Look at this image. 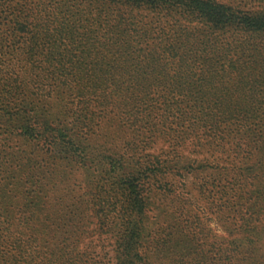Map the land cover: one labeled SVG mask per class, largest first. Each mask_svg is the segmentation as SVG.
<instances>
[{"label": "trees", "instance_id": "trees-1", "mask_svg": "<svg viewBox=\"0 0 264 264\" xmlns=\"http://www.w3.org/2000/svg\"><path fill=\"white\" fill-rule=\"evenodd\" d=\"M0 25V264H149L152 199L191 215L173 178L201 168L226 235L180 227L192 259L264 264V0H0Z\"/></svg>", "mask_w": 264, "mask_h": 264}, {"label": "rangeland", "instance_id": "rangeland-1", "mask_svg": "<svg viewBox=\"0 0 264 264\" xmlns=\"http://www.w3.org/2000/svg\"><path fill=\"white\" fill-rule=\"evenodd\" d=\"M5 28L6 27L0 25V29L4 30ZM125 130L126 131H123L119 135L120 139L117 142L118 146L127 148L128 150L126 149V151L128 152V155L131 156L139 153V156H142L145 159L156 158L161 161L174 158L187 160L192 158H201V156H204L201 154L196 155L191 152L194 148L192 145L195 142L192 139L188 140L186 144H183L176 141V139L168 136L165 137L161 132H156L153 139H148L144 134L143 138L134 142L131 139V129ZM2 132H4V130ZM213 154V156L218 155V157H221L222 160L227 155V153L219 155L217 151ZM229 154H231V156L233 155V153ZM229 159H231V157H229ZM214 164L215 162H210V166H213ZM210 170L211 168H201L195 171L192 170L193 172L191 171L188 173L185 170L181 176H175V178H173L174 180H177L175 183V191L183 194V197L187 198V201L191 205V215L183 213L179 216L178 213L175 214L173 210H170V215H168L165 213L166 200L164 196L159 193L152 199L153 203L151 204L150 209L147 212V217L144 221L147 231L144 234L145 238L142 242V245H144L146 250L145 252H149V264H213V254L206 251V246V257L201 263L198 262V259H192V257L196 255V252H190V250L194 249L195 245H200V241H197L196 243L189 242L187 240L185 241V238L179 234L180 227L188 226L193 230V222L199 220L205 231H210L212 229L213 232L219 234V239L226 235L223 229L219 226V224H221V221L219 220L220 215L217 213L215 207V201L219 199V196L216 193L217 189L211 187L210 181L207 182ZM222 183L226 184V182ZM201 186L203 187L201 188ZM227 186L230 187L231 184ZM174 199L175 201H172V207L176 209L180 203L177 197ZM213 232L210 231L211 234ZM168 233L172 234L168 235ZM206 235L202 238L201 242L203 244L207 239ZM153 238L160 240L159 243L161 244L156 243L155 245L153 242L154 240H152ZM162 243L165 244L163 245ZM98 246H102L99 248L102 254L105 253L106 250L110 249L107 241L100 243ZM180 255L183 256L182 263L175 262V258H178Z\"/></svg>", "mask_w": 264, "mask_h": 264}]
</instances>
